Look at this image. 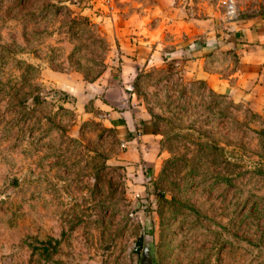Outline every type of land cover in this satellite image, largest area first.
<instances>
[{"label": "rangeland", "instance_id": "1", "mask_svg": "<svg viewBox=\"0 0 264 264\" xmlns=\"http://www.w3.org/2000/svg\"><path fill=\"white\" fill-rule=\"evenodd\" d=\"M161 1L0 0V225L10 228L0 243L13 241L1 264H25L27 247L44 255L25 229L30 210L60 215L73 227L66 238L87 239L67 254L127 253L139 264L148 236L157 264H264L261 114L187 86L171 65L135 70L134 104L154 113L169 149L157 172L141 158V182L98 106L123 79L113 33L148 32ZM189 2L223 10L221 0ZM54 72L77 78L64 90Z\"/></svg>", "mask_w": 264, "mask_h": 264}, {"label": "crops", "instance_id": "2", "mask_svg": "<svg viewBox=\"0 0 264 264\" xmlns=\"http://www.w3.org/2000/svg\"><path fill=\"white\" fill-rule=\"evenodd\" d=\"M237 2L238 16L231 22L222 21V12L217 7L195 12L188 7L189 0L156 2L162 8V18L157 20L154 28L146 33H113L122 59L120 73L123 79L110 82L111 86L105 92L106 101L98 106L104 111L106 122L120 143L126 145L127 157L122 164L127 165L133 181L142 182L148 174L141 158H145L146 164L152 165L157 172L162 158L169 152L166 135L160 131L154 113L143 104H134L131 83L135 70L171 65L180 71L177 75L187 86L202 82L208 91L227 95L250 112L264 117V0ZM133 32L136 31L133 29ZM54 73L53 78L64 90L70 88V78H77V74L66 78V75ZM141 188L146 186L142 183ZM44 197L48 198V194ZM38 214L37 210L28 212L29 225L25 229L40 242L52 239L56 249L51 252L48 249L40 259L27 247L26 256L29 258L25 264H40L39 261L41 264H69L71 261L74 264L79 261L85 264H130L127 253L101 256L88 253L86 248L81 255L67 254V246L76 251L77 246L83 245L87 239L76 232L66 238V232L73 227H68L66 219H61L60 215L49 214L40 220ZM0 226L10 229L4 224ZM20 228V224H14L12 229ZM74 228L78 231L76 226ZM12 242L7 237L1 240L0 264L2 254L11 252Z\"/></svg>", "mask_w": 264, "mask_h": 264}, {"label": "built area", "instance_id": "3", "mask_svg": "<svg viewBox=\"0 0 264 264\" xmlns=\"http://www.w3.org/2000/svg\"><path fill=\"white\" fill-rule=\"evenodd\" d=\"M105 2H109V0H105ZM222 5V21L223 22H231L234 21L238 16V2L237 0H221ZM122 148H126V145L124 143H121ZM135 198H142L141 193H135ZM142 206L145 204L144 200H141ZM129 216L135 221L139 222V217L136 212H130Z\"/></svg>", "mask_w": 264, "mask_h": 264}, {"label": "water", "instance_id": "4", "mask_svg": "<svg viewBox=\"0 0 264 264\" xmlns=\"http://www.w3.org/2000/svg\"><path fill=\"white\" fill-rule=\"evenodd\" d=\"M139 264H157L154 260L152 243L148 236L144 237Z\"/></svg>", "mask_w": 264, "mask_h": 264}, {"label": "trees", "instance_id": "5", "mask_svg": "<svg viewBox=\"0 0 264 264\" xmlns=\"http://www.w3.org/2000/svg\"><path fill=\"white\" fill-rule=\"evenodd\" d=\"M41 244H43V250L44 252H46L48 249H51L52 251H54L56 249V243H54L52 241V239H48L45 242H40ZM33 249H35V245H32Z\"/></svg>", "mask_w": 264, "mask_h": 264}]
</instances>
